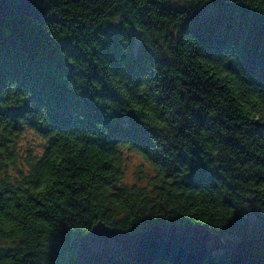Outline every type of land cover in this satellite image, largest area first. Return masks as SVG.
<instances>
[{
    "label": "trees",
    "instance_id": "trees-1",
    "mask_svg": "<svg viewBox=\"0 0 264 264\" xmlns=\"http://www.w3.org/2000/svg\"><path fill=\"white\" fill-rule=\"evenodd\" d=\"M25 129L45 147L12 175ZM124 148L152 167L144 184L122 182ZM98 221L202 224L226 243L202 264H264V0L0 17V264H73Z\"/></svg>",
    "mask_w": 264,
    "mask_h": 264
},
{
    "label": "water",
    "instance_id": "water-1",
    "mask_svg": "<svg viewBox=\"0 0 264 264\" xmlns=\"http://www.w3.org/2000/svg\"><path fill=\"white\" fill-rule=\"evenodd\" d=\"M48 13V0H0V17L21 14L41 21ZM73 264H99L126 257L139 264L157 260L172 264H202L226 243L202 224H152L140 232L121 231L102 221L69 242Z\"/></svg>",
    "mask_w": 264,
    "mask_h": 264
},
{
    "label": "rangeland",
    "instance_id": "rangeland-1",
    "mask_svg": "<svg viewBox=\"0 0 264 264\" xmlns=\"http://www.w3.org/2000/svg\"><path fill=\"white\" fill-rule=\"evenodd\" d=\"M46 139L32 129H25L16 139V150L18 160L16 165L10 166L8 171L13 175L19 168L26 169V156H37L43 152ZM123 153V178L125 184L145 183L148 176L153 173V169L144 158L135 151L124 148Z\"/></svg>",
    "mask_w": 264,
    "mask_h": 264
},
{
    "label": "snow or ice",
    "instance_id": "snow-or-ice-1",
    "mask_svg": "<svg viewBox=\"0 0 264 264\" xmlns=\"http://www.w3.org/2000/svg\"><path fill=\"white\" fill-rule=\"evenodd\" d=\"M197 168H198V162L192 161V171L194 176L196 175Z\"/></svg>",
    "mask_w": 264,
    "mask_h": 264
}]
</instances>
